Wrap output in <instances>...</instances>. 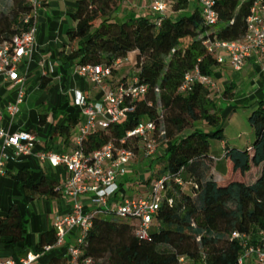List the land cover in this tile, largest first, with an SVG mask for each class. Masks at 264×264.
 Instances as JSON below:
<instances>
[{
	"label": "trees",
	"instance_id": "trees-1",
	"mask_svg": "<svg viewBox=\"0 0 264 264\" xmlns=\"http://www.w3.org/2000/svg\"><path fill=\"white\" fill-rule=\"evenodd\" d=\"M121 1L74 0L71 19L75 25L65 31L70 50L62 51L60 60L107 65L112 75L115 62L136 51L132 77L146 85L147 92L139 98L127 97L125 104L133 110L125 118L91 131L84 137V150L90 152L113 141L135 152L136 139L124 143L120 139L140 120H152L162 148L154 160L163 161V166L159 175L151 174L145 182L161 179L164 190L147 238L136 235L132 218L100 213L93 217L80 245L81 257H91L95 264H177L180 256L190 264H239L243 248L231 237L232 232L247 235L251 243H264V100L247 116L255 133L253 143L243 150H225L228 173L219 179L213 170L215 158L208 150L210 138L223 140L221 109L209 86L195 83L186 92L179 87L195 67L213 76L220 63L205 42L242 39L254 0H212L217 13L212 26L198 7L188 10L189 0H169L172 14H165L159 22L150 15L115 20L112 15ZM12 4L8 14H0V42L10 40L18 31L19 17L31 11L27 0H12ZM47 79L43 76L41 84ZM233 88V83L227 85L222 98L231 99ZM44 116L39 114L40 123ZM77 121L52 125L48 136L67 140ZM13 178L27 201L61 196L60 182L45 174L35 178L30 170L21 168ZM121 188L122 183L117 192ZM24 226V215L12 204L0 216V237L8 238L3 240L5 247L24 241ZM54 242L51 228L41 233L35 251ZM48 264L59 263L52 258Z\"/></svg>",
	"mask_w": 264,
	"mask_h": 264
},
{
	"label": "built area",
	"instance_id": "built-area-1",
	"mask_svg": "<svg viewBox=\"0 0 264 264\" xmlns=\"http://www.w3.org/2000/svg\"><path fill=\"white\" fill-rule=\"evenodd\" d=\"M46 1L48 0H27L31 11L19 17L18 31L12 38L0 42V76H4L18 87L15 101L0 108V123L4 114L13 118L19 112V105L24 98L22 87L25 75L19 71L18 65L33 49L36 32L35 20L39 7ZM147 1L153 13V20L159 22L167 11L169 0ZM197 3L206 23L210 26L214 25L217 21V13L213 8V1L197 0ZM205 43L209 45V48L214 49L215 53L218 50H225L232 69L239 71L252 51H264V0L253 1L247 17V32L242 39L235 41L214 39ZM216 58L218 62L222 61L220 55ZM77 71L97 84L111 76V67L102 64H82L78 66ZM195 83L210 86L212 80L195 67L185 74L179 91L186 92ZM102 89V99L96 103H87L81 93H75V103L83 108L85 120L74 137L72 151L43 150L37 154L39 160L48 162L51 166L62 165L68 173L67 178L60 181V192L61 196L67 200V209L63 214L56 215L52 221L55 234L54 244L45 245L40 251L29 250L17 259H0V264H48L39 262V258L53 247H65L68 257L67 264H95L91 257H81L80 245L92 226L93 217L100 213L132 218L135 221L136 235L140 238H147L153 215L164 190L163 180H154L146 197H123L119 201H113L111 199L118 190V180L125 173L126 165L134 157V151L117 145L113 141L90 152H86L83 145L84 137L91 131L105 128L110 122L125 118L127 112L133 110V106L125 104V99L142 97L147 92V87L139 84L137 77L133 76L125 83L118 82L115 87L105 85ZM155 131L154 122L145 118L127 131L120 142L136 139L147 156H156L158 155V143ZM0 139L2 140L0 175H2L7 158L4 148H11L16 155L28 154L32 150L36 136L27 131L9 133L0 126ZM84 196L89 202V207L86 208L80 201V198ZM231 237L238 239L243 248L238 258L239 264H243L244 258L249 255L254 256L259 264H264V243H251L247 235L237 232H232ZM177 264L190 263L184 256H180Z\"/></svg>",
	"mask_w": 264,
	"mask_h": 264
},
{
	"label": "crops",
	"instance_id": "crops-1",
	"mask_svg": "<svg viewBox=\"0 0 264 264\" xmlns=\"http://www.w3.org/2000/svg\"><path fill=\"white\" fill-rule=\"evenodd\" d=\"M190 11L198 7L197 0H189ZM76 4L74 0H48L38 9L35 20V43L31 53L23 58L19 65V71L25 75L23 84L24 98L19 105V112L10 118L4 114L0 126L6 132L27 131L36 136L32 150L28 154L16 155L11 148H4L7 158L4 162V174L0 175V216L5 215L12 204H16L24 215V241L14 247H5L7 237H0V259H17L25 252L35 251V245L42 232L52 228V221L56 215L63 214L67 209V200L62 196L57 198L36 197L31 201L25 199L22 186L13 178V175L21 168L30 170L35 178L41 173L58 180L67 178L68 173L64 166H51L48 162L38 159L37 154L43 150L56 152H71L73 140L79 127L83 124L85 116L83 108L75 103V93H81L87 103H96L102 99V86L115 87L120 80L129 81L133 72H123L119 66L127 60L128 56L136 55V51H130L123 59H118L115 64V72L100 84L91 82L77 71L79 65L75 61L61 62L60 53H68L65 31L74 27L71 13ZM167 15H171L165 12ZM150 15L153 13L147 0H122L113 13L115 20H123L129 17ZM220 55L222 61L211 76L212 84L209 86L211 96L215 101L222 98V91L230 83L234 84L233 97L229 100L227 108L234 110L236 107L253 109L259 100H264V51H252L245 59L244 65L239 71H234L230 65L228 54L225 50L215 53ZM134 60V59H133ZM135 60L127 67L130 69ZM126 69V70H127ZM228 70L232 73L228 75ZM132 71V70H131ZM45 76L48 81L41 84V78ZM18 94L17 85L0 76V108L7 103L14 102ZM39 114H45L43 123L39 121ZM77 119L67 140L63 136H48L49 129L54 124H67L71 119ZM223 143V140H221ZM2 140L0 139V145ZM235 145H233L234 147ZM247 145L246 148L250 147ZM224 151L227 143L222 144ZM141 150V149H140ZM160 149L158 148V154ZM142 150L138 156L132 158L126 165L125 173L119 178L118 184L122 188L111 199L119 201L123 197H144L149 194L154 178L146 183L151 175L149 168L144 173L137 169L139 165L152 166L156 160L155 155L145 157ZM157 156V155H156ZM147 172V173H146ZM146 195V196H147ZM84 207H89L87 197H81ZM70 241V239H69ZM55 258L59 264H67L68 257L65 247H53L43 253L39 262L48 263ZM243 264H259L254 256L244 258Z\"/></svg>",
	"mask_w": 264,
	"mask_h": 264
},
{
	"label": "rangeland",
	"instance_id": "rangeland-1",
	"mask_svg": "<svg viewBox=\"0 0 264 264\" xmlns=\"http://www.w3.org/2000/svg\"><path fill=\"white\" fill-rule=\"evenodd\" d=\"M12 0H0V14H8L12 8ZM169 14H172V9L171 7L167 8V11ZM135 60L134 55H129L127 60L124 61L120 66V70L123 72H133L134 68L133 66L130 67V69H127L129 65L132 64V62ZM127 69V70H126ZM132 70V71H131ZM232 71L228 70V75H230ZM235 75L234 73H232ZM212 94V91H211ZM228 102L221 98L220 100L217 101V106L221 109L219 112L221 118H220V127H221V135L223 137V143L221 142L220 139L217 138H210L209 139V150H208V155H212L215 160H214V166L213 170L215 175L218 176L219 179L223 178L224 176L227 175L228 173V166L227 163H225L224 160V149L222 147V144L227 143V147L230 148H237V149H245L247 145H250L253 143L255 139V133L252 127L250 126L247 116L251 112V108H242V107H236L234 110L231 108H227ZM207 130H213L214 128L210 126H206ZM233 145H235L233 147ZM160 149V154L162 152L161 144L158 145ZM140 144L136 146L135 150V157L138 156V152L140 150ZM143 154L145 152L142 151ZM145 157L148 158L146 155ZM132 164V160L130 162ZM140 167L137 169L141 173H144V171L149 168V172L151 174L159 175V170L163 166V161L155 162L152 166L149 165H139ZM147 173V172H146ZM146 197L147 194H144ZM109 217V216H107ZM153 225V223H152Z\"/></svg>",
	"mask_w": 264,
	"mask_h": 264
}]
</instances>
